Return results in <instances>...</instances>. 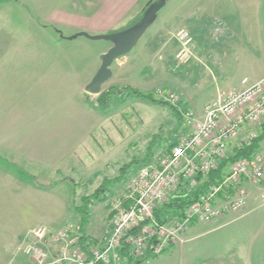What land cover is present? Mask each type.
I'll return each instance as SVG.
<instances>
[{"label":"rangeland","instance_id":"rangeland-1","mask_svg":"<svg viewBox=\"0 0 264 264\" xmlns=\"http://www.w3.org/2000/svg\"><path fill=\"white\" fill-rule=\"evenodd\" d=\"M208 1L168 0L126 55L121 73L93 95L86 87L97 74L99 53L112 42L86 37L60 41L40 18V0H0V264L17 257L29 260L25 251L32 243L45 253L58 251L61 244L39 243L33 230L79 233L83 215L88 219L79 247L86 252L101 248L112 226V205L145 165L149 150L153 162L189 133L186 113L201 116L218 89L240 90L244 78L254 84L264 72V57H251L240 43L226 44L218 34L212 40L203 34L197 42L191 36L192 58L188 63L176 60L177 33L199 32L204 18L189 22L187 17L197 9L203 14ZM214 2L218 9L220 1ZM216 12V17L231 16L229 6ZM218 19L211 20L217 27ZM195 43L203 54L198 58ZM207 49L212 52L205 54ZM204 59L211 66L223 64L224 78L203 66ZM172 94L178 100L169 101ZM256 130L263 134L261 127ZM255 155L264 157V138ZM121 174L119 183L107 185L103 199V183ZM242 187L248 195L242 215L196 223L184 242L142 264H233L232 253L264 264V181ZM48 258L45 263H51Z\"/></svg>","mask_w":264,"mask_h":264},{"label":"built area","instance_id":"built-area-1","mask_svg":"<svg viewBox=\"0 0 264 264\" xmlns=\"http://www.w3.org/2000/svg\"><path fill=\"white\" fill-rule=\"evenodd\" d=\"M176 60L192 58L193 38L184 29L177 35ZM241 91L218 93L201 116H183L189 133L178 138L165 154L144 165L127 184L123 196L112 205V226L101 248L86 252L79 247L81 233L68 229L52 234L41 227L33 230L34 240L61 244L56 251H42L37 243L25 251L34 264H121L161 255L179 243L196 223L210 224L228 215H242L248 205L245 183L264 181V157L253 154L228 164L222 178L211 185L181 215L156 213L184 189L201 187L208 176L237 151L249 147L264 123V79ZM178 100L171 95V102ZM79 234V237H78ZM69 248V249H68ZM72 250V251H69ZM49 257V258H48ZM51 258V263L45 259Z\"/></svg>","mask_w":264,"mask_h":264},{"label":"crops","instance_id":"crops-1","mask_svg":"<svg viewBox=\"0 0 264 264\" xmlns=\"http://www.w3.org/2000/svg\"><path fill=\"white\" fill-rule=\"evenodd\" d=\"M40 1L41 2L38 3L39 5H37V9L42 10L43 12V17L40 18L46 23V25L52 26V28H54L56 31L54 37L58 38L60 41H75L78 38L83 37L80 35L82 33H86L90 36H100L113 34L129 28L142 16L145 7L151 0ZM219 1L218 9L217 3H215L214 0H210L203 6V14L197 9V11H193L192 14L188 15L187 19L189 22H199L202 18H204V21L198 28L201 34L196 32V30H193L191 36L194 38V42H197L198 36L203 34V38L205 37V34H207V37H209L210 40H212L213 36L218 34L220 37L222 36V41L226 42V44L232 42L240 43L246 49L245 54H249L251 57H264V0ZM213 3L214 5H212ZM227 6H229L231 10V16L229 17L227 14L222 13V11H226ZM217 10L219 13H222L219 17H216L218 14L216 12ZM213 18H219L218 20L220 24L218 27L211 22ZM196 46L197 43H195V47L193 49L194 56L196 55L197 58L200 57L197 56V54L203 56V54H201L202 52L199 53ZM111 47L112 43L107 46V49L102 50L99 53V57L100 55L108 52ZM208 52H212V50L207 49L205 54ZM218 52H220V56L223 60L226 59L225 51L222 50ZM234 54L237 56L241 55L237 52ZM126 60L128 59L126 56H124L113 63L111 66V79L115 80L116 76L121 73L120 69ZM100 66L101 61L99 60L98 69L96 70L97 72L100 69ZM203 66L214 70L216 74L220 72L221 76L220 74L217 76L224 78V73H221L220 70L223 64L219 63L216 64V66H211L210 62L207 63L205 60ZM263 78L264 72L260 74V77L255 79L254 83L262 80ZM242 81L240 84V90L237 91H241L245 88L242 85ZM223 82L228 83V80L225 78L223 79ZM249 84H252L250 80ZM226 89L230 88H225V90ZM220 91H222V89H218L216 91V96ZM176 247L177 246H175V248ZM233 250H235V248H233ZM209 256H212V254H209ZM231 257H233V259H231L233 264L235 263L234 261H236L235 259L244 264H260V261L257 258L254 259L253 257H248V259H240L236 257V254L234 256L233 253ZM0 259H2V255H0ZM16 259H10L7 264H12L14 261H16L17 264H29L28 262L30 260L25 257H17ZM31 264L34 263L31 261Z\"/></svg>","mask_w":264,"mask_h":264},{"label":"trees","instance_id":"trees-1","mask_svg":"<svg viewBox=\"0 0 264 264\" xmlns=\"http://www.w3.org/2000/svg\"><path fill=\"white\" fill-rule=\"evenodd\" d=\"M158 0H151L148 5L145 7L142 16L135 22L133 23L130 27L136 25L137 23H139L141 21V19L144 16V13L148 10V8L155 2H157ZM129 27V28H130ZM128 29V28H127ZM135 94L139 95L137 92H135ZM141 97H143L146 101L153 103L155 102V100L150 97V96H146V95H140ZM156 105H166V106H170L168 104H166L165 102H160V103H156ZM172 107V106H171ZM263 134L261 136H258L255 140L252 141V143L250 144L249 147L243 148L239 151H237L235 154H233L231 157H229V159L225 160L219 167V169L217 171L212 172L208 178L207 181L205 183L202 184L201 187L198 188H193V189H184L181 190L179 192V197L177 199L171 200L169 203L165 204L160 210L157 211L156 213V217L158 220H161L163 215H181V213L191 204L195 203L197 201V199L199 198V196L201 194H203V192H205L211 185L215 184L216 182H218L221 178L222 175L224 173V170L227 168L228 164L241 160V159H248L250 158L253 154H255L256 149L258 147L259 142L264 138V123L261 126ZM175 141L174 143H171L168 150H170L174 145H176ZM153 157V151L152 149L149 150L148 152V160L146 161L145 165L148 164L151 161V158ZM126 169V168H125ZM124 169V171H125ZM123 174V173H122ZM122 174L115 180L113 181H105L103 183L104 189L101 190L100 188V192L99 195L104 199L105 194L107 193V185H114L113 183H119V180L122 177ZM106 188V189H105ZM87 203V200H85ZM76 209V208H75ZM76 211L79 212H86L87 211H83V210H77ZM82 216V215H81ZM83 219H81V231L80 233L83 235L82 238V244H84L85 241V227L87 226V216L83 215L82 216ZM149 258L146 259H142V260H138L136 261L134 264H142L144 262H146ZM127 264H133L132 261H129Z\"/></svg>","mask_w":264,"mask_h":264},{"label":"water","instance_id":"water-1","mask_svg":"<svg viewBox=\"0 0 264 264\" xmlns=\"http://www.w3.org/2000/svg\"><path fill=\"white\" fill-rule=\"evenodd\" d=\"M168 0H158L153 3L144 13L143 18L136 25L109 35L90 36L86 33L80 34L94 41H110L112 47L102 55L101 66L94 79L86 87V92L96 95L102 90L103 85L112 77L111 66L113 63L129 54L141 41L151 25L155 15L165 6Z\"/></svg>","mask_w":264,"mask_h":264}]
</instances>
